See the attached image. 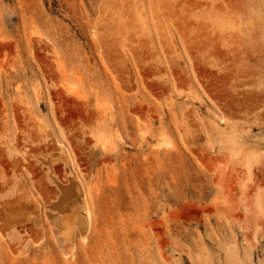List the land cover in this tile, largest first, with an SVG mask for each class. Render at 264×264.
<instances>
[{"label":"rangeland","instance_id":"obj_1","mask_svg":"<svg viewBox=\"0 0 264 264\" xmlns=\"http://www.w3.org/2000/svg\"><path fill=\"white\" fill-rule=\"evenodd\" d=\"M0 264H264V0H0Z\"/></svg>","mask_w":264,"mask_h":264},{"label":"bare ground","instance_id":"obj_2","mask_svg":"<svg viewBox=\"0 0 264 264\" xmlns=\"http://www.w3.org/2000/svg\"><path fill=\"white\" fill-rule=\"evenodd\" d=\"M27 167V166H26ZM27 168H29V167H27ZM32 171V170H31ZM60 172V171H59ZM72 181L73 180H70V183H69V185L68 186H66V185H64V186H66V187H64V186H62L61 184H60V188H61V191L63 192V194H65L66 196H67V199H66V203H71L72 205L71 206H73L74 208L71 210V212H67L66 214H68L67 216H66V214H65V216H66V218L68 219V220H70L71 219V221H72V219H74V217L76 216V218H77V207H76V203H75V200L76 199H74L75 198V196H76V193L77 192H79V188H78V185H76L75 184V182H73L72 183ZM67 182V181H66ZM64 183V182H63ZM36 184V183H35ZM23 185V184H22ZM38 186V185H37ZM45 187V186H44ZM77 187V188H76ZM39 189H41V188H39ZM45 189V188H44ZM79 189V190H78ZM45 192H46V190H45ZM48 193V192H47ZM49 194V193H48ZM82 195V194H81ZM79 196V195H78ZM79 199V198H78ZM64 207H65V205L64 206H62V208L64 209ZM67 207V206H66ZM68 209V208H67ZM70 210V209H69ZM22 216V215H21ZM71 221H65V222H71ZM75 221V220H74ZM73 223V222H72ZM70 224V223H69ZM8 225V224H7ZM72 226V225H71ZM70 228V227H69ZM72 228V227H71ZM5 229V228H4ZM72 230V229H71ZM71 232V231H70ZM11 247V246H10Z\"/></svg>","mask_w":264,"mask_h":264}]
</instances>
